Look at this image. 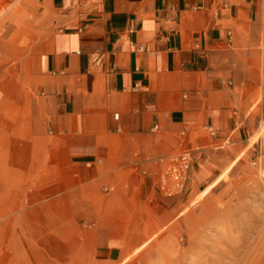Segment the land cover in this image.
<instances>
[{
  "label": "crops",
  "instance_id": "obj_1",
  "mask_svg": "<svg viewBox=\"0 0 264 264\" xmlns=\"http://www.w3.org/2000/svg\"><path fill=\"white\" fill-rule=\"evenodd\" d=\"M251 2L51 0L56 28L31 62L43 85L0 87V144L13 145V159H52L56 136L77 161L80 190L102 183L142 195L143 207L156 158L188 150L197 163L231 133L238 144L257 128L259 116L238 125L237 107L239 88L258 87L243 73V37L259 11ZM18 127L28 138L7 135ZM26 144L36 150L22 153Z\"/></svg>",
  "mask_w": 264,
  "mask_h": 264
},
{
  "label": "rangeland",
  "instance_id": "obj_2",
  "mask_svg": "<svg viewBox=\"0 0 264 264\" xmlns=\"http://www.w3.org/2000/svg\"><path fill=\"white\" fill-rule=\"evenodd\" d=\"M251 3L259 11L243 37L251 55L243 73L258 87L237 91L238 125L259 116L250 137L234 144L231 133L197 163L193 157L183 189L171 196L157 185L165 162L156 158L155 192L141 208L142 195L126 190L102 183L80 190L77 161L60 154L56 136L52 159H13V145L1 143L0 264H264V6ZM55 18L51 0H0L1 88L43 85L31 62ZM34 148L20 145L22 153ZM127 200L133 207L115 206Z\"/></svg>",
  "mask_w": 264,
  "mask_h": 264
},
{
  "label": "built area",
  "instance_id": "obj_3",
  "mask_svg": "<svg viewBox=\"0 0 264 264\" xmlns=\"http://www.w3.org/2000/svg\"><path fill=\"white\" fill-rule=\"evenodd\" d=\"M261 1L264 6V0ZM193 163V156L190 151H182L168 159L158 179V187L163 195L171 196L183 189Z\"/></svg>",
  "mask_w": 264,
  "mask_h": 264
},
{
  "label": "bare ground",
  "instance_id": "obj_4",
  "mask_svg": "<svg viewBox=\"0 0 264 264\" xmlns=\"http://www.w3.org/2000/svg\"><path fill=\"white\" fill-rule=\"evenodd\" d=\"M170 157H166V158H164L163 160H164V162H165V164L167 163V161H168V159H169ZM165 167V166H164ZM164 170V169H163ZM163 172V171H162ZM161 172V173H162ZM157 185H158V183H157ZM15 236V235H14Z\"/></svg>",
  "mask_w": 264,
  "mask_h": 264
}]
</instances>
